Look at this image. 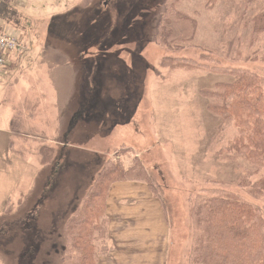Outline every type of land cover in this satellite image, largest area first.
<instances>
[{"label":"rangeland","instance_id":"obj_1","mask_svg":"<svg viewBox=\"0 0 264 264\" xmlns=\"http://www.w3.org/2000/svg\"><path fill=\"white\" fill-rule=\"evenodd\" d=\"M164 4L165 0H15L20 23L14 29L25 51L0 75V98L14 126L21 128L6 155L45 167L35 175V166L27 163L33 173L21 183L25 193L15 192L9 203L13 208L0 213V264H61L67 219L105 161H114L121 148L129 153L121 157L124 165L135 155L146 167L156 192L140 184L158 205L165 229L127 232L124 217L109 218L106 206L107 249L99 264H188L192 233L188 198L210 188L211 180L227 181L220 187L263 207L264 199L251 197L231 182L238 179V171L219 150L235 137L236 129L227 128L217 143L218 125L213 123L219 119L207 111V101L200 94L204 87L228 81L229 75L201 72L185 66L189 62L174 61L177 57L199 61L209 51L221 66L259 69L264 74V62L246 57L255 53H249L247 34L239 23L245 19L241 18L245 0H182L180 10L196 16L198 31L194 41L180 50L163 49L155 41ZM166 57L173 59L163 64ZM174 82L188 96L198 97L197 105L188 107L180 99L184 93L176 94L170 87ZM195 85L200 87L198 93ZM75 106L84 115L69 119L66 114ZM157 107L159 121L154 116ZM111 115L122 118L121 132L113 128ZM68 122L70 132L64 134ZM158 123L159 144L152 139ZM178 123L185 125L184 138L173 132ZM128 125L132 135L126 133ZM77 127L80 135L73 133ZM191 129L197 139L182 146L180 141L188 138ZM206 130L208 148L198 161L207 167L200 173L195 145L205 138ZM138 132L144 142L138 147L126 145L136 144ZM55 138L70 146L56 150ZM44 147L50 151L42 152ZM44 173L51 178L47 185ZM62 195L68 197V204ZM109 204L124 207L127 201L111 198Z\"/></svg>","mask_w":264,"mask_h":264},{"label":"trees","instance_id":"obj_2","mask_svg":"<svg viewBox=\"0 0 264 264\" xmlns=\"http://www.w3.org/2000/svg\"><path fill=\"white\" fill-rule=\"evenodd\" d=\"M182 0H165L155 26V41L168 50H180L194 41L198 19L179 8ZM239 23L247 34L246 47L255 56L248 60L264 62V0H245ZM0 22L12 29L20 23L15 0H0ZM186 44V46H185ZM246 47H244L246 49ZM232 49L229 55L232 56ZM239 53V52H238ZM239 55V54H238ZM235 58V57H234ZM173 58L166 57L163 64ZM200 60L177 57L175 63L189 62L201 72L225 73L228 81L216 82L200 90L207 111L219 119L217 143L231 126L235 137L219 150L221 157L234 164L235 182L255 199H264V74L245 67L221 66L209 51ZM49 152L44 147L42 152ZM106 160L79 207L64 226L61 264H99L106 253L108 217L106 206L111 186L119 181L146 183L156 192L146 167L133 155L127 165L121 157L127 148ZM227 182V181H226ZM223 180H211L205 188L188 198L191 242L188 264H264V202L259 207L220 187Z\"/></svg>","mask_w":264,"mask_h":264},{"label":"crops","instance_id":"obj_3","mask_svg":"<svg viewBox=\"0 0 264 264\" xmlns=\"http://www.w3.org/2000/svg\"><path fill=\"white\" fill-rule=\"evenodd\" d=\"M16 58L13 60L12 65L14 64V61L16 60ZM181 86L179 83L174 82V84H172L170 87H172L173 89H176L174 91V92H176V94H177L178 90H180L181 92L184 93V96L180 99H182V101L184 103H188V107H194V105H197L199 98L188 96L187 90ZM194 87L198 93L200 87H197L196 85ZM184 90H186V93ZM175 98L177 99L176 95H175ZM1 99L2 98H0V183H1V186H0V213H5V212H9V211H7L8 208H10V209L13 208V207H10V205H9L10 199L13 196V194L15 192H19V191H23V193H25V188L21 185V183L24 182L26 179L30 178V176L33 173L32 170L29 171L27 169L28 164L35 166V171H34L35 175H37V173L42 174V169L45 166L39 167L40 165L36 161H34V162H31L28 160L25 161L17 155H14V156L13 155H8V156L6 155L7 148L11 149V146L14 144V140H16V141L18 140V135L20 134V132H18V131L21 127H15L14 126L12 115L11 114L7 115L5 113L7 108L3 105V101ZM156 100L158 101L157 97H156ZM163 101H167V100L164 98ZM158 105H159V103H158ZM81 109L79 106H75L73 108V110L71 112L67 113L66 115L69 119H70V115L71 116L75 115L74 117H72L73 120H74V118L79 119L80 116L84 115L83 114L84 112L82 113ZM194 111H197V108H195ZM139 112H141V109L139 110ZM154 116L157 117L158 121L160 120V110L158 107L155 110ZM203 116H206V114H203ZM111 118H112L113 128L120 129V132H121L122 131L121 130L122 125L124 124V122H122V118L119 115H116V116L111 115ZM140 122H141V120H140ZM218 123L219 122L215 120V123H213V126L216 127L218 125ZM159 124L160 123H158L157 127L155 128V134H154L155 137L152 138L155 142H157V144H159V141L162 138V132H161V129L159 127ZM193 124H194V126L198 125L197 115H194ZM184 126H185L184 124L178 123L177 124L178 128L173 131V132H177L180 138H184V136H185V133L181 129ZM214 127H213V129H214ZM125 129H126V133H130L132 135L133 130L130 127V125H128V128H125ZM67 131L70 132V123L69 122H68V127H67L66 131L64 132V134ZM73 133L76 135H80L82 132H81V129H79L77 127V130L74 131ZM135 134L138 135V138L135 141L136 144L127 143L126 145L129 146V144H130V146L135 147L133 145L137 146V144H142L144 142L143 133L138 132ZM209 136H212V134ZM194 139H197V138L194 137V133L191 129L189 132L188 138L183 139L182 141H180V143L182 146L183 145L186 146L187 144H190V143L193 144ZM207 139H208V131L206 130L205 138L195 145L196 147H199V149H196V156H195L196 161H198L199 155H201V151H203L204 148H206V149L208 148L207 145H205ZM55 143H56V150L59 149V147H61L60 149L62 151L63 148L70 146L68 144L63 146V143L60 142L59 140H57V142H55ZM73 147H75V149L77 148L79 150L82 149V147H80V146H73ZM57 156H59V151H58ZM54 161H55V159H53L50 164H52ZM197 164H198V166H200V167H198V172H200V173L206 172L204 170L202 171V169H201V168L207 167L206 163L202 164L201 162L198 161ZM45 173H44V175L46 178V185H47V182L49 183L51 178H50V176L46 175ZM64 175H65V173H63V171H61L60 176H64ZM140 183H144V182L134 181V180H124V181L116 182L111 186V188L109 190L108 200H107L108 217L109 216H111V217L123 216L125 219L124 222H126V229L125 230L127 232H130V233H132V232L133 233L134 232H145V231L151 230L152 228H155L156 230L164 231L165 226H164V222H163V219L161 217V214H160V209L158 208V205L156 204V202L150 197L148 191L146 190V188L144 186L145 184L142 185ZM67 187L69 190L68 184H67ZM83 187L84 186H82V189H83ZM111 198L113 200L124 199L127 201V204L124 207H121L119 205H117V206L115 205L112 208L111 205L109 204ZM62 200H63V202H66L67 204L69 203L68 197L65 198L62 195ZM157 243L160 245V243H162V242L157 241ZM159 245H157V246H159Z\"/></svg>","mask_w":264,"mask_h":264},{"label":"built area","instance_id":"obj_4","mask_svg":"<svg viewBox=\"0 0 264 264\" xmlns=\"http://www.w3.org/2000/svg\"><path fill=\"white\" fill-rule=\"evenodd\" d=\"M25 45L16 30L0 22V75L9 65L11 57L23 52Z\"/></svg>","mask_w":264,"mask_h":264}]
</instances>
